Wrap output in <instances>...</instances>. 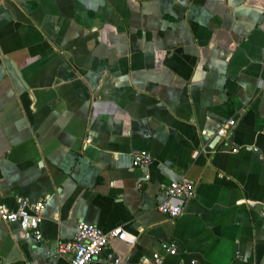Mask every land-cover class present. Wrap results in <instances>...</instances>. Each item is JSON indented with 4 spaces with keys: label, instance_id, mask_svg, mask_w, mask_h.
Returning a JSON list of instances; mask_svg holds the SVG:
<instances>
[{
    "label": "crops",
    "instance_id": "0c3cea01",
    "mask_svg": "<svg viewBox=\"0 0 264 264\" xmlns=\"http://www.w3.org/2000/svg\"><path fill=\"white\" fill-rule=\"evenodd\" d=\"M263 124L264 0H0V204L46 203L40 243L0 219V264H71L79 220L123 264H264Z\"/></svg>",
    "mask_w": 264,
    "mask_h": 264
},
{
    "label": "built area",
    "instance_id": "2783aa9c",
    "mask_svg": "<svg viewBox=\"0 0 264 264\" xmlns=\"http://www.w3.org/2000/svg\"><path fill=\"white\" fill-rule=\"evenodd\" d=\"M225 1V0H217ZM235 121H230L227 125H223L218 131L219 136L227 134L228 127L234 126ZM264 134V124L261 130ZM91 136L86 143H91ZM234 153L238 149L232 150ZM134 164L136 167L148 170L153 163V157L150 153L136 151L133 154ZM150 174L146 172L145 179L148 180ZM1 183V181H0ZM166 199L159 204V212L171 220L177 219L185 211L187 202L197 196V186L192 180L182 178L178 181L163 186ZM171 200H178L180 204H174ZM45 201L32 202L29 198H21L20 205L17 210H9L3 204H0V219L9 224H16L22 231L24 237L28 241H36L38 243L44 240L42 232V224L45 219ZM264 223V218H263ZM118 239L128 242L130 236L122 227L115 228L109 232L103 231L98 226L79 220L75 231V236L71 242L59 245L60 254H70L71 264H95L96 260L106 252V259L113 264H123V262L110 249V242ZM163 251L170 256L177 255V246L173 243L164 242L162 244ZM50 255V253H48ZM154 264H164V258L160 253L153 255ZM184 264H199L197 261Z\"/></svg>",
    "mask_w": 264,
    "mask_h": 264
}]
</instances>
